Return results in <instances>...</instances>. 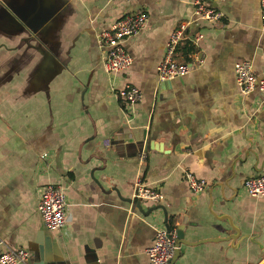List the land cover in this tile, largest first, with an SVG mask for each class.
Segmentation results:
<instances>
[{"label": "crops", "instance_id": "0c3cea01", "mask_svg": "<svg viewBox=\"0 0 264 264\" xmlns=\"http://www.w3.org/2000/svg\"><path fill=\"white\" fill-rule=\"evenodd\" d=\"M262 0H212L218 24L195 21L194 0H0V254L25 250L24 264H148L157 229L195 226L193 246L173 264H264V196L245 182L264 175V92L243 95L235 65L264 71ZM147 15L125 42L133 59L105 69L101 33L124 16ZM202 33V64L162 82L157 67L171 35ZM184 41L177 58L186 62ZM140 89L130 110L119 98ZM205 180L193 194L186 176ZM141 180L161 205L135 201ZM62 187L70 218L45 226L37 206ZM140 203L142 211L137 207ZM237 228L238 234L231 227ZM236 235L235 241H209Z\"/></svg>", "mask_w": 264, "mask_h": 264}, {"label": "built area", "instance_id": "2783aa9c", "mask_svg": "<svg viewBox=\"0 0 264 264\" xmlns=\"http://www.w3.org/2000/svg\"><path fill=\"white\" fill-rule=\"evenodd\" d=\"M211 1L194 0L195 21L203 20L213 25L221 22L223 15L210 7ZM261 6L262 30L264 31V0H262ZM147 19L145 14L127 15L101 33L100 42L106 51L105 69L109 75L117 77L130 69L133 59L125 48V42L145 28ZM190 26L191 23L183 24L171 35L166 48V56L157 67L160 81H172L186 77L192 73L195 67L202 64L199 43L204 35L199 33L188 40L187 31ZM186 40L190 41L196 49L189 56V61L180 62L177 58V51ZM235 77L236 84L243 95L254 91L264 92V71L261 77H257L254 74L253 65L249 61L235 65ZM119 98L127 104L130 110H133L141 101L142 93L137 87L127 85L120 91ZM186 180L190 191L195 195L202 194L208 188V183L205 180L198 179L192 174H188ZM244 190L250 197L264 196V175L248 179L244 184ZM133 199L158 206L162 204L165 197L160 191L151 189L141 180H137L134 185ZM67 208L68 199L62 187L50 184L41 190L37 210L47 229L61 231L67 226L70 220ZM176 249V231L168 233L163 225L157 229L153 245L146 250L148 264H172ZM29 257V252L25 250L5 252L0 254V264H24L29 260Z\"/></svg>", "mask_w": 264, "mask_h": 264}, {"label": "water", "instance_id": "95a60500", "mask_svg": "<svg viewBox=\"0 0 264 264\" xmlns=\"http://www.w3.org/2000/svg\"><path fill=\"white\" fill-rule=\"evenodd\" d=\"M140 203H137V207L140 211H142V208L140 207ZM158 210H162L164 212V216H165V224H166V229L168 231V233H172L174 231V228L172 227V225L169 223V217L168 214L166 212V210L164 209V207L159 206V207H155L153 209H150L147 212V216H149L152 212L158 211ZM182 226H185L184 229H181L180 227L177 228L176 230V235H177V249L175 251V255L174 258L172 260V264L173 262H175L178 257L180 256V251H181V246L185 245V246H193L195 244H200L202 242H206L204 241H197V242H192L190 241L189 238H193L196 236V231H195V226L190 225L186 220L182 221ZM232 229L234 231H236V234H238L237 228L233 227V225H231ZM238 238L236 237V235H232L231 237L228 236V238H216V239H210L209 241H222V240H227V241H235Z\"/></svg>", "mask_w": 264, "mask_h": 264}, {"label": "trees", "instance_id": "16d2710c", "mask_svg": "<svg viewBox=\"0 0 264 264\" xmlns=\"http://www.w3.org/2000/svg\"><path fill=\"white\" fill-rule=\"evenodd\" d=\"M195 51L194 47L192 45L184 46L183 48V54L185 56H188V59L186 61H189V56ZM173 225V223H171Z\"/></svg>", "mask_w": 264, "mask_h": 264}]
</instances>
